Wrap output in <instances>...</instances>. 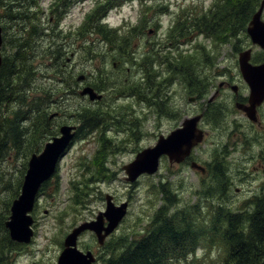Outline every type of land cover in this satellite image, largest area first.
Returning <instances> with one entry per match:
<instances>
[{"label": "rangeland", "instance_id": "1", "mask_svg": "<svg viewBox=\"0 0 264 264\" xmlns=\"http://www.w3.org/2000/svg\"><path fill=\"white\" fill-rule=\"evenodd\" d=\"M224 1H127L110 10L104 21L113 32L112 44L95 36L89 37V43L80 48L78 41L96 31L95 27L83 25L92 0H66L68 5L65 0H37L35 6H23L12 0L14 16L19 13L24 17L28 11L34 20L40 18V27L44 28V37L37 36L30 45L32 48L23 49L33 54L31 63L34 55L36 59L37 55L48 56L46 50H55L52 42L63 43L59 72L63 76L59 79L66 78L68 73L75 81L84 76V81L67 90L64 82L54 79L53 75H59L57 70L38 68L37 62L42 63V58L32 63L42 74L35 81L32 95L42 97V92H48L52 95L50 99H58L45 106L50 115L60 112L51 121V131L58 136L62 126L77 125L74 119L84 109L100 112L103 122L100 129L84 137L93 139L75 138L59 159L56 173L37 196L32 215L34 234L27 245L8 244L10 240L3 224L10 215L12 200L20 194L31 155L11 153L7 161L0 162V251L5 254L0 264H56L64 238L103 211L106 194L113 197L116 205L128 203V208L102 246L89 232L78 237L79 249L95 252V264H105L106 259L121 253L122 244L127 248L144 236L159 211L176 218L181 213L183 223L186 217L190 220L185 224L194 234L211 224L221 211L233 215L251 213L255 200L264 196V107L256 122L249 121L234 107L236 101L245 102L249 96L248 86L239 72L238 54L250 50L252 64L264 62V51L253 45L246 34L251 18L244 33L235 36L240 41L232 35L222 40L214 36L209 40L201 38L196 41L194 51L186 50L185 45L176 50V43L186 38L184 33H189L191 24L183 22L172 29V20L178 15L173 13L176 9L195 10L200 19L201 12H207L212 2L217 4L216 11ZM168 3L172 4L169 8ZM44 17L48 22L43 20L42 25ZM57 17L61 20L56 24ZM261 19L264 21V10ZM1 24L5 27L2 39L8 35L24 36L23 21L14 23L7 19ZM50 26L52 31L48 32L45 28ZM169 45L170 55L174 57L170 67L163 63L166 50H158L170 48ZM4 49L5 54L14 52L9 45ZM154 50L161 51L160 55L156 56ZM152 61L159 63V67L152 65ZM186 78L190 84L197 83V87H189ZM221 82L237 87L238 95L225 86L215 101L208 103ZM84 87L92 88L102 99L90 102L87 97H80L78 92ZM191 97L195 98L194 102L189 100ZM199 113L204 115L200 123L205 138L190 158L178 165L162 159L154 175L141 176L132 184L124 180L122 167L132 162L138 152L153 147L159 136H167L184 119ZM43 126L38 125L42 135L48 136L50 131L49 134L43 131L46 130ZM53 137H44L35 152L39 153ZM191 162L203 166L206 174L191 170ZM81 163L82 167H78ZM79 190L86 196L82 197ZM223 256L224 251L214 238L211 243L195 244L193 252L181 258L180 263L220 264Z\"/></svg>", "mask_w": 264, "mask_h": 264}, {"label": "trees", "instance_id": "2", "mask_svg": "<svg viewBox=\"0 0 264 264\" xmlns=\"http://www.w3.org/2000/svg\"><path fill=\"white\" fill-rule=\"evenodd\" d=\"M92 1V8L83 25L86 23L88 28L95 27L96 31L89 32L87 36L78 41L77 45L80 48L89 43V37L95 36H99L100 41L104 43L112 44L110 37L113 32L109 30L106 24H103V20L110 10L119 8L127 1L134 0ZM223 1L221 0V2ZM18 2L23 6L25 4L26 6H35L38 3L37 0H18ZM224 2L216 11L217 4L212 2V7L208 8L207 12H201L200 19H197L195 10L185 12L184 8L176 9L173 13H178V15L175 16V20H172L174 23L172 29L174 26L176 29L183 22L191 24L188 29L189 33H184V30H181L186 36L185 39L198 35L208 40L212 39L213 36L217 39L221 37V40L222 37L228 39L230 35L235 38L237 33L239 36L240 33H244L249 17L251 18L256 12L260 0H225ZM11 3L12 0H0V26L2 30L5 27L1 23L7 19L13 20L14 23L23 21L25 26L23 28L24 36L18 38L15 35H8L6 38L3 36L2 39L1 50H5V45H9V47L14 48V52L2 53L0 66V162L2 160L7 161L11 153H24L25 156L26 154L30 156L37 153L35 151L38 150V146L41 145V140L44 137L55 136V133L51 131V120L56 117L53 116L54 118L49 120L50 114L47 113L45 106L50 102H58L56 98L50 99L52 95L48 92H42V97L40 94L33 96L31 93L35 89V81L40 79V75H42L40 69L37 70L36 66L32 65L33 62L38 61L40 56L37 55L35 59L36 55H34L31 63L33 54H30L29 51L23 52V49L32 48L30 45L37 36L41 37L42 35L44 37V33H42L44 28L40 27V18L34 20L35 17L33 19L32 14L28 11L25 12L24 17H22L23 14L19 13L14 16ZM65 5H68L66 0ZM169 6L172 4L168 3V8ZM162 10L165 11L166 9ZM41 19L42 25L43 20L45 23L48 22L45 17ZM55 20H57V24L61 18L57 17ZM45 29L51 32L52 26ZM236 40L240 41L239 39ZM51 44L54 45L55 50H46L48 56L42 54L40 57L43 59L42 63L38 61L37 65L39 64L38 68L43 66L54 68L59 73L63 63V52L60 50L63 43L52 42ZM68 74L62 80L59 77L63 74L53 75L55 80L65 83L64 88L66 87L67 90L74 88V84L76 87L78 83ZM37 91L39 93L38 89ZM57 93L60 94L61 92ZM74 121L77 124L76 137L81 139L100 129L103 117L98 111L84 109L78 112ZM40 124H44L43 127L46 130L43 131L48 134L50 131L48 136L42 135V130L38 127ZM95 167L98 171L100 166L97 164ZM46 184L44 183L40 192H43V187ZM18 185H20V180ZM78 192L82 194V197L86 196L83 190ZM14 196L16 195L14 194ZM77 203L79 204L78 201ZM167 215V212L159 211L144 236L131 242L127 248H124L122 244L120 246L121 253L115 258L106 259L105 264H181V258H186L193 252L195 244L202 241L211 243L214 238L224 251L220 264H264V196L255 200L251 213L233 215L221 211L211 224L207 227L203 226V229L197 234H194L190 227L185 224L190 222L187 217L185 223L182 222L181 213L178 218L173 215L167 217Z\"/></svg>", "mask_w": 264, "mask_h": 264}, {"label": "water", "instance_id": "3", "mask_svg": "<svg viewBox=\"0 0 264 264\" xmlns=\"http://www.w3.org/2000/svg\"><path fill=\"white\" fill-rule=\"evenodd\" d=\"M263 10L264 0H261L257 11L252 15L247 26L246 34L253 45L264 51V21L261 20ZM1 47L2 29L0 27V66L2 63ZM250 60V50L238 54L239 72L248 86L249 96L247 105L236 104L235 108L245 113L249 120L255 121L256 109L264 103V63L252 65ZM83 80L84 76L77 78L79 82ZM236 89L237 87H232L234 93H236ZM79 95L81 97L88 96L90 101L101 98L100 95H97L88 87L83 88ZM199 119L200 116L183 120L180 128L175 129L166 137L159 136L152 148L139 152L133 162L122 167L126 175L125 181L133 183L141 175H153L158 170L159 159L162 156L167 157L171 164L183 162L189 156L190 151L203 140L202 131L197 129ZM74 130L75 127L62 126L59 129V136L45 143L39 154L31 155L23 177L20 194L12 202L10 216L4 223L12 241L29 243L32 236L29 228L32 219L27 214L33 209L40 186L53 175L58 160L71 143ZM191 167L203 172L194 163L191 164ZM105 205L106 211L99 213L95 221L79 225L64 238V249L57 259V264H92L94 262L93 255L90 252L83 254L76 249L78 236L85 231H90L95 235L97 243L103 245L104 240L113 233L126 214L127 203L115 206L110 195L105 196ZM104 221H107L106 226H104Z\"/></svg>", "mask_w": 264, "mask_h": 264}, {"label": "flooded vegetation", "instance_id": "4", "mask_svg": "<svg viewBox=\"0 0 264 264\" xmlns=\"http://www.w3.org/2000/svg\"><path fill=\"white\" fill-rule=\"evenodd\" d=\"M154 0H152L151 2H153ZM202 37H201V35H198L197 37H189L188 39H184V40H182V41H180L179 43H176V45H177V47H176V50H180V47L181 46H184L185 47V49L187 50V49H189V50H192V51H194V50H197L196 48L197 47H195L194 45H195V43H196V41H198V39H201ZM64 44L62 45V47H61V49L60 50H63L64 49ZM169 47L170 48H163V49H158V50H166V52H163V55H164V61L165 62H163L165 65H168L169 67L171 66V64H172V62H173V60H174V57H172L170 54V52L172 51V49H171V45H169ZM161 52V51H160ZM160 52H156V50H154V53L156 54V56H159L160 55ZM1 55H2V50H1ZM167 59H169V62H167ZM152 65H157L158 67H159V63H155L154 61H152ZM187 79V85L189 86V87H195L196 85H197V83H191L190 84V81L188 80V78H186ZM229 87L230 88V90H232V86H230L229 84H227V83H224V82H221L218 86H217V89H216V92H215V94H214V96L213 97H215L212 101H210V102H208V103H213L214 101H215V99L217 98V96H218V94H219V90L222 88V87ZM80 87V86H79ZM78 90L79 89H77V92H78ZM233 91V90H232ZM237 91H238V88H237ZM217 93V94H216ZM235 94V96H237L238 94H237V92L236 93H234ZM189 100H191V102H194V100H195V98H193V97H191V98H189ZM100 101V100H99ZM90 102H98V101H90ZM236 104H241V105H246L247 104V100L245 101V102H235L234 103V107L236 106ZM264 107V104H262V105H260L258 108H257V110H256V115H255V119H258V114H259V112H260V110H261V108H263ZM238 110V109H237ZM53 115H54V117H56V118H54V119H57L59 116H60V113L59 112H54L53 113ZM198 116H200V119H199V121H198V123H197V125L199 126V128H201V120H202V118L204 117V115L202 114V113H199V114H196V115H193V116H190V118H186V119H192V118H196V117H198ZM246 116V115H245ZM247 118V117H246ZM54 119H52L51 120V118L49 117V120H51V121H53ZM185 120V119H184ZM250 121V120H249ZM256 122V121H255ZM205 174H206V172H205ZM204 174V175H205ZM96 256V255H95Z\"/></svg>", "mask_w": 264, "mask_h": 264}]
</instances>
